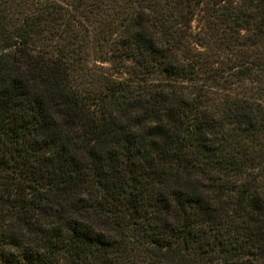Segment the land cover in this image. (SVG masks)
Masks as SVG:
<instances>
[{
	"label": "trees",
	"instance_id": "obj_1",
	"mask_svg": "<svg viewBox=\"0 0 264 264\" xmlns=\"http://www.w3.org/2000/svg\"><path fill=\"white\" fill-rule=\"evenodd\" d=\"M0 264H264V0H0Z\"/></svg>",
	"mask_w": 264,
	"mask_h": 264
}]
</instances>
